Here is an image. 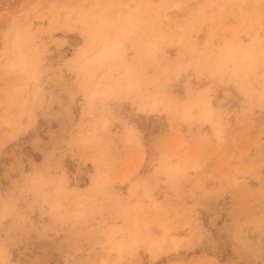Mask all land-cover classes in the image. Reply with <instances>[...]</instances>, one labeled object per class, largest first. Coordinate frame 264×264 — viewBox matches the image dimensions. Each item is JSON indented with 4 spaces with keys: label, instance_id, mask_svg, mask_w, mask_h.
<instances>
[{
    "label": "rangeland",
    "instance_id": "rangeland-1",
    "mask_svg": "<svg viewBox=\"0 0 264 264\" xmlns=\"http://www.w3.org/2000/svg\"><path fill=\"white\" fill-rule=\"evenodd\" d=\"M0 264H264V0H0Z\"/></svg>",
    "mask_w": 264,
    "mask_h": 264
},
{
    "label": "bare ground",
    "instance_id": "bare-ground-1",
    "mask_svg": "<svg viewBox=\"0 0 264 264\" xmlns=\"http://www.w3.org/2000/svg\"><path fill=\"white\" fill-rule=\"evenodd\" d=\"M68 13V12H67ZM167 13V12H166ZM164 13V17L168 19L167 17V14ZM70 14V13H69ZM117 18L120 19L121 18V12H119L117 15ZM66 17V16H65ZM104 20V19H103ZM128 24L130 25H133L134 24V20L132 19V15H128L126 17V20H125ZM175 24V23H174ZM178 25V24H177ZM175 25V26H177ZM121 31H124L123 28L121 29ZM233 35V34H232ZM235 35V34H234ZM233 35V37H234ZM12 46L13 48L15 49L16 51V56H14V58H16V61H14L12 59V62H11V68L14 69V70H18V71H25L28 69V66H29V61L25 55V46H24V38H25V33L24 31H22L21 28H17L15 30V32L13 33L12 35ZM120 41L119 40H103L96 48L95 50L89 54L88 50H85L84 53L81 52V55H83V60H84V63L85 64H88L89 66H95V65H98V64H102V63H105V62H109L110 60H117L118 57H117V54L120 53ZM149 45H153L152 42H149L148 43ZM240 46L241 45H234L233 41L232 42H229L226 46H225V49L222 53V58L220 59L222 62H229V61H232L234 60L235 58V54L239 51L240 49ZM86 49V48H85ZM84 50V49H83ZM83 53V54H82ZM253 57V54L248 51V50H243L241 53H239V60L240 62H244L246 61L247 59L249 58H252ZM128 74V73H126ZM36 76V73L34 74V77ZM114 77V74L112 73V70H108L106 72H104V74H101L100 77H99V80L95 83L94 85V88L91 90V92L89 93L88 95V103L89 105H91L92 108H94V99L100 94V91H99V86L101 85H108L110 84V80H112V78ZM36 78V77H35ZM120 82L116 84V88H119L120 86ZM132 87V84L128 85V88ZM117 92H118V89H117ZM112 95H115V92L114 94L112 93ZM112 95H111V98H112ZM114 97V96H113ZM110 98V99H111ZM172 100V99H171ZM170 100V101H171ZM160 101H154L152 99H149L148 101H146V103L144 104V107L143 109L147 112H157L158 111V107H159V103ZM203 100L200 99V97L198 98H195L194 100H192L191 102H189L188 104H185L182 109H181V112L179 114V119L180 121H190L194 118L195 114H196V111L198 109H200L201 107V104H202ZM206 102L208 104V108L205 109L203 111V120L204 122H211L212 120V113H213V105L211 103V100L209 98H206ZM169 103H173V100L171 102L168 101V107L171 105ZM166 107L167 109H170ZM181 108V107H180ZM111 122L110 121H106L105 123V126H109ZM134 130V129H133ZM220 132V130H219ZM95 136V135H92V137ZM96 137V136H95ZM93 137V139L95 138ZM92 138H90V140H93ZM180 162V161H179ZM179 162H176L174 164H172L169 160L164 164V170L172 175V176H176L178 174H180L182 171H184L187 167V164L189 161L186 160L185 164H181ZM197 165L194 166V168L197 169L196 167ZM35 176V175H34ZM37 176V175H36ZM40 176V175H39ZM38 177V176H37ZM171 177V176H169ZM31 178V177H30ZM36 179L37 181V178H34V180ZM40 179V178H39ZM172 179V178H171ZM43 182H44V179L42 181V185H43ZM33 183V182H32ZM36 183V182H35ZM40 184V186H41ZM37 185V184H36ZM104 187V185H101ZM101 186L97 187V188H101ZM35 188V187H33ZM143 188V187H142ZM39 189V188H38ZM37 188V192L39 191ZM141 191H143V189H141ZM144 192V197H148V198H153V195L152 193L148 192V191H143ZM141 193V192H140ZM142 196V195H141ZM79 203H77L76 205H74V207H72L71 210H73L75 212V217L78 218L77 216H81L80 214H82L80 212L79 214V208L81 206H79ZM76 206V207H75ZM74 208V209H73ZM137 208V206H136ZM143 210V209H142ZM141 210V211H142ZM73 211H70L73 213ZM74 215V214H73ZM165 225V224H164ZM134 226H138L137 222L134 223ZM157 227L159 229H161V231L163 230L162 228L164 227L161 224H159V226L157 225ZM162 227V228H160ZM146 228L148 229V224L146 223ZM149 230V229H148ZM117 231H113L111 234H112V237L116 234ZM150 231H148L147 235L149 234ZM164 232V233H163ZM162 233V236H160V238H152V244L154 246H157L159 245L160 246V243H162V241L165 239V235L168 232L167 229H165ZM111 237V238H112ZM117 247L119 249L122 248V243H117Z\"/></svg>",
    "mask_w": 264,
    "mask_h": 264
}]
</instances>
